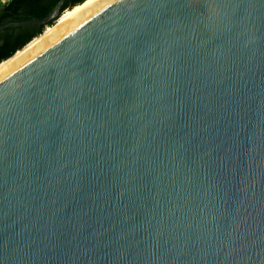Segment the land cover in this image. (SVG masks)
Returning <instances> with one entry per match:
<instances>
[{
    "label": "water",
    "instance_id": "1",
    "mask_svg": "<svg viewBox=\"0 0 264 264\" xmlns=\"http://www.w3.org/2000/svg\"><path fill=\"white\" fill-rule=\"evenodd\" d=\"M0 264H264V0H102L0 71Z\"/></svg>",
    "mask_w": 264,
    "mask_h": 264
},
{
    "label": "trees",
    "instance_id": "2",
    "mask_svg": "<svg viewBox=\"0 0 264 264\" xmlns=\"http://www.w3.org/2000/svg\"><path fill=\"white\" fill-rule=\"evenodd\" d=\"M58 0H9L0 6V24L21 21L31 18H44L49 15ZM84 0H65L60 8L64 10L82 3ZM58 18L47 24H30L24 26H9L0 30V63L12 56L17 50L39 36L46 26H53Z\"/></svg>",
    "mask_w": 264,
    "mask_h": 264
},
{
    "label": "bare ground",
    "instance_id": "3",
    "mask_svg": "<svg viewBox=\"0 0 264 264\" xmlns=\"http://www.w3.org/2000/svg\"><path fill=\"white\" fill-rule=\"evenodd\" d=\"M100 1L102 0H84L82 3L77 4L74 7L64 11L53 26H48L42 34L32 39V41L26 44L22 49L18 50L12 57L2 61L0 63V71L5 69L8 65L20 58L33 47L43 42L45 39L57 32L59 29L71 23L73 20L78 18L80 15L85 13L88 9L92 8Z\"/></svg>",
    "mask_w": 264,
    "mask_h": 264
},
{
    "label": "flooded vegetation",
    "instance_id": "4",
    "mask_svg": "<svg viewBox=\"0 0 264 264\" xmlns=\"http://www.w3.org/2000/svg\"><path fill=\"white\" fill-rule=\"evenodd\" d=\"M9 0L0 1V6H3L5 3H7Z\"/></svg>",
    "mask_w": 264,
    "mask_h": 264
},
{
    "label": "rangeland",
    "instance_id": "5",
    "mask_svg": "<svg viewBox=\"0 0 264 264\" xmlns=\"http://www.w3.org/2000/svg\"><path fill=\"white\" fill-rule=\"evenodd\" d=\"M69 9H70V8H69ZM66 10H67V9H66ZM66 10H64V11H66ZM64 11H63V12H64ZM63 12H62V13H63ZM62 13H60V15H61ZM47 27H48V26L45 27L44 31L46 30ZM44 31H43V32H44ZM43 32H42V33H43Z\"/></svg>",
    "mask_w": 264,
    "mask_h": 264
},
{
    "label": "built area",
    "instance_id": "6",
    "mask_svg": "<svg viewBox=\"0 0 264 264\" xmlns=\"http://www.w3.org/2000/svg\"><path fill=\"white\" fill-rule=\"evenodd\" d=\"M0 1H4V0H0Z\"/></svg>",
    "mask_w": 264,
    "mask_h": 264
}]
</instances>
